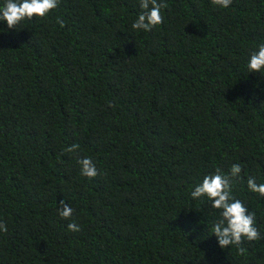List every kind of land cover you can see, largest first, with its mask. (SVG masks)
<instances>
[{
  "label": "trees",
  "instance_id": "trees-1",
  "mask_svg": "<svg viewBox=\"0 0 264 264\" xmlns=\"http://www.w3.org/2000/svg\"><path fill=\"white\" fill-rule=\"evenodd\" d=\"M162 2L150 31L132 28L140 0L0 21V264H264V196L247 184L264 183V69L248 68L264 0ZM233 164L261 234L243 254L212 233L221 210L191 196Z\"/></svg>",
  "mask_w": 264,
  "mask_h": 264
},
{
  "label": "clouds",
  "instance_id": "clouds-1",
  "mask_svg": "<svg viewBox=\"0 0 264 264\" xmlns=\"http://www.w3.org/2000/svg\"><path fill=\"white\" fill-rule=\"evenodd\" d=\"M213 5L227 8L232 4V0H211ZM59 0H5L0 5V21H6L8 28H16L22 20L32 19L34 16L44 17L51 10L58 7ZM142 11L138 19L132 24L136 30L150 31L153 27L163 22L161 10L167 7L162 0H140ZM62 27L64 21H57ZM250 71L260 72L264 69V43L258 46L257 50L252 51L248 62ZM78 145H72L68 151H75ZM81 165V174L93 178L99 175L96 165L90 157H77ZM242 167L233 164L230 174L223 173L219 168L215 173L206 175L202 183L198 184L191 192L193 198L207 197L212 202L214 209L221 210V218L217 220L212 228V233L218 238L219 246L227 248L230 245L239 247L243 238L249 241L261 238L260 231L256 226L255 212L249 213L245 204L237 199L232 193L234 179L240 176ZM248 188L251 191L264 196V183L258 184L253 177H249ZM74 209L64 201H60L59 215L64 219H70ZM71 231H79V226L72 222L68 224ZM7 224L0 221V231L7 232ZM245 248L239 247V252L243 254Z\"/></svg>",
  "mask_w": 264,
  "mask_h": 264
}]
</instances>
